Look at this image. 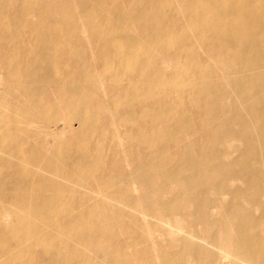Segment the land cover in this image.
Returning <instances> with one entry per match:
<instances>
[{"label":"bare ground","instance_id":"bare-ground-1","mask_svg":"<svg viewBox=\"0 0 264 264\" xmlns=\"http://www.w3.org/2000/svg\"><path fill=\"white\" fill-rule=\"evenodd\" d=\"M58 1L70 5L74 11L72 16H78L82 23L95 33H102L100 38L107 41L104 43L103 49L113 55L115 64L119 67L138 62L143 63L147 51L156 50L157 47H164L167 51L170 49L177 51L184 61L178 62L174 71L182 73L184 71L185 73L186 82L182 86L183 92L189 93L191 102L195 104L194 107L197 110L201 111L212 105V111L206 114L205 119L210 122V125L217 124L219 128L217 131H212L204 126L203 130L211 134L215 146L223 139H234L242 145L239 158L228 164L219 162L214 166H207L191 158L187 162L170 165L171 168L168 171H161L158 174H148L142 164H138L136 169L130 167L123 176L129 175L131 178V174H138L136 178L125 180L127 182L141 178L144 179L146 187L151 178L158 177L172 181L178 188L172 193H168L166 201L148 204L143 199H128L131 208L127 209L130 210V213H124L116 206L105 208L103 204L102 207H99L101 212L110 218L125 219L127 225L137 233L141 249L147 251L149 257L151 250L155 258L160 255L162 261H159V264H167L170 258L178 259L183 255L192 259L194 264H264V205L257 201L260 190L252 191L264 180V174L260 173L261 167L264 168V0H148L154 9H164L163 13L158 16L163 17L177 13L181 24L188 22L194 27L192 32H177L169 27L159 26L153 32L150 44L143 42L141 37L125 35V32L121 30V22L126 17L113 11L112 4L116 7L114 3H117V0H80L74 6H71L74 0ZM25 11L26 7L11 1L8 2L7 7L0 13V43L5 41L9 34L16 35L15 30L23 23L30 26L31 23L27 21ZM50 15H56V13L51 11ZM153 16L157 15L153 14ZM5 18L11 19L15 25L10 29L3 28L2 20ZM54 26L53 22H44L42 27L44 32L39 33V41L36 42L39 44L35 50H38L39 53L55 50L66 60L80 58L79 50L73 49L79 46L75 35L65 34L64 38L58 42L50 40V33ZM71 27L75 28L76 26L72 25ZM27 38L29 44L34 42L33 35H29ZM193 42L198 45V48L192 44ZM10 46L4 47L2 50L16 55L22 53L20 48ZM65 47L69 51L66 52ZM23 53L30 54V49H26ZM205 57H209L213 65L208 64L204 67ZM96 61V56L92 54L91 63L98 65L99 62ZM161 62L166 66L169 64L165 58H162ZM31 66L35 68L33 65ZM86 66L87 63L84 62L81 68ZM162 68L165 69V67ZM35 70L42 69L37 67L21 74L5 69L4 72L7 79L22 87L25 92L30 93L34 89L42 90L49 87L48 75L36 79ZM71 74L72 71H70V76ZM82 77L83 75L68 77L64 86L56 87L58 91L59 89L67 91L70 97L78 102L76 109H73L72 106L67 108V113H70L68 114L69 119H75L79 124H83L85 114L93 107L115 114V110L106 106V100H111L113 97L98 99L94 87L86 85ZM157 79L155 74L150 77L152 83L160 89H166L169 86L168 83H161ZM204 80L208 81L207 85L201 84ZM218 84L231 85L229 91H232V95H234L232 105L225 112L220 109V102L226 92L217 91ZM130 88L117 87L115 93L121 91L125 93ZM232 88L234 89L231 90ZM3 96H0V108H7L9 113L7 118L16 123L24 122L28 130L35 131L41 124L37 119L36 107H32L27 99L9 102L5 101ZM241 99L244 100L241 101ZM120 104L121 109L129 114H138L139 112L147 114L141 107L137 111L135 108L125 106L124 103ZM4 120L0 117V130ZM51 120V117L43 118V125ZM61 120L63 119L59 121ZM124 120L126 119L124 118ZM63 123H65L64 120ZM63 123L48 126L50 131H53L49 135L54 138L51 145L44 141L37 144L31 151L30 155L36 156L39 154L36 151L37 147L43 148V151L40 152L43 167L34 165V170H31L27 166L29 163L26 160L18 159V163L21 165H16L17 162L12 160L13 163L1 156L2 154L9 158L12 157L6 150L0 149V172L4 170L9 172H5V176L0 174V255L3 263L9 262L11 259L16 261L13 254L18 241V233L17 230L12 231L14 228L12 226L19 215L7 211L1 205V202L4 201L2 197L11 192L12 194L18 193L21 196L20 202L32 210L37 221L43 224L41 226L45 225L42 230L34 229L29 232L35 234L31 241L42 240V244L38 246L41 253L66 255L63 258L64 261H67L68 255H75L79 250L84 251L85 254L89 253L86 249L88 247L76 244L75 239H69L71 235H76L79 231L82 233L84 230L79 229L80 221L75 220L74 214L62 218L57 224H49L45 218L49 215L50 208L44 204V194L55 186L62 187L61 184L55 183L54 178L59 176L53 172L57 171L59 167L66 174L76 170L87 172L91 170L90 149L87 152L88 156L83 155L79 159L66 157L67 151L73 149L75 138H61L60 130ZM173 127L181 128L177 122L173 123ZM20 130L21 128L18 127L13 130V133H18ZM182 130L186 133L192 132L190 127L182 128ZM137 145L145 151L148 161L152 162L157 159L158 154L150 148H146L148 145L145 146L144 140L139 141ZM48 146H52L49 155L45 152L49 151ZM101 164L102 161L97 166L98 169ZM100 172L103 173V176L107 175L104 170ZM70 176L72 179L63 177L61 180L71 185L72 189L69 191L71 194L82 197V193H79L77 189L89 191L86 190L91 183L89 176L85 180H75V175L71 174ZM229 183H240L245 187V190L234 188L233 184L229 186ZM103 188L105 191L107 190L106 187ZM117 188L118 186L113 187V190L109 192L111 195H103V199L111 201V203L116 202L114 200L115 193L119 192ZM3 192L5 195L1 196ZM135 192H138V189ZM148 194L153 196L156 191L148 189L146 196ZM183 196L189 203L201 201L207 207L218 206L224 212L226 208L220 203L222 198H232L233 202L245 198L247 202L254 205L257 203L260 206L259 209L257 208L259 215L254 218L252 213L244 214L241 221L232 224L228 233L223 237H217L212 231H206L211 235V241L200 239L204 241L201 247L196 245V243L199 244V238L195 233L187 232V225L182 221L188 219V214H184V207L177 202ZM162 197L163 194H160L159 198ZM85 204L81 206L84 211L88 210ZM124 207L126 206L124 205ZM230 212L229 208L227 213ZM85 215L89 220L96 218V215L90 210L86 211ZM193 216H197L196 213H193ZM228 218L229 215L225 220ZM28 226L31 227V225ZM97 234V237L103 239L116 237L104 230L98 231ZM165 235L170 238L171 245H175V251L160 249V246H163L162 243L165 242L162 239ZM181 244H183L182 249ZM124 249L125 247H122L113 255L103 257L102 264H124L125 260L129 259V255ZM68 264L95 263H91L88 258L79 260L70 258Z\"/></svg>","mask_w":264,"mask_h":264},{"label":"rangeland","instance_id":"rangeland-1","mask_svg":"<svg viewBox=\"0 0 264 264\" xmlns=\"http://www.w3.org/2000/svg\"><path fill=\"white\" fill-rule=\"evenodd\" d=\"M9 1L26 7L27 21L31 24L27 26L23 23L15 30L16 35L9 34L5 41L0 43V96L5 94L3 97L5 101L9 102L27 99L32 107H36L37 119L41 124L35 131H30L24 122L16 123L9 120L7 108H0V117L5 119L0 130V149L10 153L12 159L2 154L1 156L9 161L17 162L16 165H21L18 160H26L29 163L27 166L31 170H34V165L43 167L40 154L43 148L37 147L36 151L39 154L36 156L30 155L31 151L37 144L44 141L51 145L54 138L49 135L53 131H50L48 126L58 125L60 122L63 123V120L65 121L60 130L61 138H75L73 149L67 151L66 157L79 159L83 155L88 156L87 152L90 149L91 170L88 172L76 170L66 174L59 167L57 171L53 172L59 176L54 178L55 183L61 184L62 187L55 186L44 194V204L50 208L49 215L45 218L49 224H57L62 218L74 214L75 220L80 221L79 229L84 230L82 233L79 231L76 235H71L69 239H75L76 244L88 247L86 249L89 253L85 254L84 251L79 250L75 255H68L67 261L63 260L66 255L41 253L38 246L42 244V240L31 241L35 234L29 232L34 229L42 230L45 225L41 226L43 224L37 221L32 210L20 202L21 196L18 193L12 194L11 192L9 195H5L3 192L1 196H5L2 197L4 201L1 202V205L7 211L19 215L12 226L14 227L12 231L17 230L18 241L13 254L17 262L11 259L9 262L3 263L0 255V264H68L70 258L75 260L88 258L91 263L102 264L103 257L113 255L122 247H125L124 250L129 255V259H126L124 264H159V261H162L160 255L155 258L151 250L149 257L147 251L141 249L137 233L127 225L125 219L107 217L99 207H102V204L105 208L116 206L124 213H130V210L127 209L131 208L128 199H143L148 204L166 201L168 193L170 194L178 188L172 181L158 177L151 178L146 187L144 179L141 178L127 182L125 180L136 178L138 174H131V178L129 175L123 176L130 167L136 169L138 164H142L148 174H158L161 171H168L171 168L170 165L187 162L191 158L207 166H214L219 162L228 164L239 158L242 145L234 139H223L215 146L211 134L203 130L204 126L212 131H217L219 128L217 124L210 125V122L205 119L206 114L211 113L212 105L201 111L197 110L194 107L195 104L191 102L189 93L183 92L182 86L186 82L185 73L184 71V74L174 71L177 63L184 61L177 51H173V49L167 51L164 47H157L156 50L147 51L143 63L138 62L119 67L115 64L113 55L103 49L104 43L107 41L100 38L102 33H95L83 24L78 16H72L74 11L70 5L58 0H0V13L7 7ZM79 1L74 0L71 6L76 5ZM173 3L176 4L174 1ZM114 4L116 7L112 4L113 11L126 17L121 22V30L125 32V35L141 37L145 43H152L151 36L159 26L169 27L177 32L194 31V27L190 23L181 24L177 13L163 17L158 16L163 13L164 9H154L148 0H117V3ZM51 11H54L56 15H50ZM153 14L157 16H153ZM47 17L49 18L41 21ZM2 21L4 22L2 27L5 29H10L15 25L11 19L5 18ZM45 21L55 23L54 29L50 33L52 42L62 40L65 34L75 35L79 46L73 49L79 50L80 58L66 60L55 50H47L43 53L35 50L39 44V42L36 43L39 41V33L44 32L42 27ZM72 25L76 27L73 28ZM29 35H33L34 41L30 44L27 38ZM194 42L192 44L198 48ZM9 45L20 48L22 53L16 55L4 52L2 49ZM26 49H30V54L23 53ZM64 50L69 51L66 47ZM92 54L96 56L98 65L91 63ZM162 58L169 62L168 66L162 64ZM210 60L209 57L204 58V67L208 64L213 65ZM84 62L87 63V66L81 68ZM31 65L42 69L40 71L43 73L34 71L36 79L48 75L49 87L42 90L34 89L27 93L22 87L7 79L4 72L5 69L21 74L29 69H35ZM162 67H165L166 70ZM70 71H72L71 76ZM152 74H155L161 83H168L169 86L166 89L155 86L150 80ZM80 75H83L82 78L86 85L94 87L98 99L113 97L111 100H106V106L115 110V114L119 112L117 116L114 117L115 114L109 113L107 110H98L93 107L86 114L84 111L86 117L83 124H79L75 119H69L68 114L70 113H67V108L72 106L73 109H76L78 102L76 99H72L67 91L60 89L58 91L56 87L64 86L68 77ZM201 84L207 85L208 81L204 80ZM117 87L131 88L125 93L122 91L115 93ZM229 88L231 85L218 84L216 86L217 91L226 92L220 102V109L223 112L227 111L233 103L234 95H232V91H229ZM120 103H124L125 106L132 109L135 108L137 111L141 107L147 114H143V112L129 114L121 109ZM46 117H51L52 120L43 125V118ZM60 119L63 120L59 121ZM175 122L181 128L173 127ZM18 127L21 130L18 133H13V130ZM188 127L192 132L186 133L182 130V128ZM142 140L145 141V146L148 145L146 148H150L158 154L156 160L152 162L147 160L145 151L137 145ZM48 149L49 151L45 152L49 155L52 146H48ZM101 161L102 164L98 169L97 166ZM103 170L107 172V175L103 176V173L100 172ZM5 172L9 173L4 170L0 174L5 176ZM260 173L264 174V168L261 167ZM71 174L75 175V180H85L87 176L91 179V183L86 189L89 191L77 189L79 193H82V197L71 194L69 192L72 189L71 185L61 180L63 177L72 179ZM229 184V186L233 184L234 188L245 190V187L240 183ZM117 186L119 192L115 193L114 200L116 202L111 203V201L103 199V195H111L109 192ZM103 187H106L107 190L105 191ZM136 189L138 192H135ZM148 189L156 191V194L146 196ZM253 190H260L257 201L264 205V180ZM91 191L95 193L93 194ZM160 194H163L161 199L159 198ZM177 202L184 207V214H188V219L182 220L187 225L186 231L195 233L199 238V244L196 243V245L201 247L204 241L200 239L211 241V235L206 231H212L217 237H223L228 233L232 224L241 221L244 214L252 213L254 218L258 217L260 207L257 203L254 205L247 202L245 198L238 199L236 202H233L232 198H222L220 203L227 212L230 208V213L222 211L218 206L207 207L201 201L189 203L187 199L185 200V196L178 199ZM84 204L96 215L95 219L89 220L86 217L85 213L88 210L84 211L81 208ZM58 205L61 206L58 207ZM193 213H196L197 216H193ZM228 215V220H225ZM100 230H104L110 235H116V237L113 239L97 237ZM76 238L79 239L76 240ZM162 239L165 242L162 243L163 246H160V249L175 251L176 247L171 245L167 235ZM182 247L183 244H181V249ZM167 264L194 263L187 255H183L178 259L170 258Z\"/></svg>","mask_w":264,"mask_h":264}]
</instances>
